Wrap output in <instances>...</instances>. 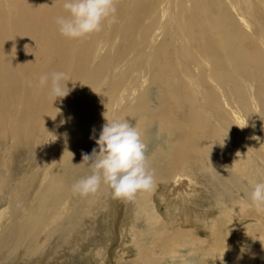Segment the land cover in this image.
<instances>
[{"label":"bare ground","instance_id":"bare-ground-1","mask_svg":"<svg viewBox=\"0 0 264 264\" xmlns=\"http://www.w3.org/2000/svg\"><path fill=\"white\" fill-rule=\"evenodd\" d=\"M116 7L101 31L70 40L56 23L62 0H0V264H60L90 243L94 224L85 218L99 216L112 190L81 197L72 184L90 171L81 154L98 150L104 113L137 126L155 177L153 191L113 198L114 225L122 204L149 217L143 203L157 209L162 199L179 221L176 229L170 215L146 222L152 252L189 246L197 255L213 245L217 264L253 262L240 248L259 241L264 253V209L250 199L264 182V0H116ZM55 71L67 74L71 91L53 101L39 78ZM209 194L216 217L192 207ZM148 251L137 246L138 263Z\"/></svg>","mask_w":264,"mask_h":264},{"label":"clouds","instance_id":"clouds-1","mask_svg":"<svg viewBox=\"0 0 264 264\" xmlns=\"http://www.w3.org/2000/svg\"><path fill=\"white\" fill-rule=\"evenodd\" d=\"M62 8L65 14L58 16L56 23L60 34L70 40L98 33L105 23L115 20L117 11L116 0H62ZM69 81L67 74L61 71L39 78L40 85L48 88L53 101L69 95ZM104 119L98 138L92 137L98 150L93 148L91 153L81 154L79 165L87 162L90 171L72 184L73 194L88 197L107 186L114 199L134 200L139 193L153 191L154 170L150 167L140 130L119 115L107 118L104 113ZM250 199L258 210L264 209V182L254 184ZM245 251L242 247L241 252Z\"/></svg>","mask_w":264,"mask_h":264},{"label":"rangeland","instance_id":"rangeland-1","mask_svg":"<svg viewBox=\"0 0 264 264\" xmlns=\"http://www.w3.org/2000/svg\"><path fill=\"white\" fill-rule=\"evenodd\" d=\"M141 135H143V134L141 133ZM203 171H205V173L209 174L210 170L208 168V169H204ZM198 177H200V179H201L200 182L203 183V185H201V184H199V185L197 184V185L203 186L205 188L204 189L205 191H207V190L209 191L210 188H206L207 185H205V183H204L205 181L203 180V177L201 175H198ZM195 184H194V182H191V183H187V186H188V188L189 187L193 188L195 186ZM191 185H194V186H191ZM205 191H203V193H205ZM163 192H164V190H163ZM108 195H109V202H108L106 207H103V209L99 210V213H98L99 216L97 215L95 217V219L92 218L93 217L92 215L85 218L86 222L91 221L92 224L95 225V226L93 225V230H92V233H91V236L89 239V240H91L90 243L83 244L72 256H66L63 260H61L60 264H139L140 262H141L140 264H143L144 262H146V264H217L219 262L220 254L217 253V251H216L217 248H215L213 245H208L207 247L205 246L206 249L205 248L203 249V250H205V251H203L204 253L199 252L197 255H194V253H192L193 249L189 246H187L185 248L174 249V251H176V252H166L164 254H161V253L156 252V251L152 252L153 243L151 242L152 240H151L150 236H148L149 232L145 227L147 225L146 222L149 221V223H151V224H156L158 221L156 219V217L158 218V217H162L161 215H170V217L167 220L170 221V223L172 224L174 229H176L177 224H178L177 222L179 221V218L175 216L176 215L175 211L169 210L168 207L166 205H164L163 201H161L162 199H159L158 201H154V202H156L155 204L158 207L157 208L158 210L156 209V207L153 208L150 204L148 205L147 204L148 202L146 204L143 203L144 206L142 208L146 207V210H147L146 214L150 215L149 216L150 218H149V217H147V216L145 217L144 215H141V214L136 216L135 212H134L136 209L135 210L132 209V211H131V208L129 207L130 202H129V204L128 203L122 204V208L124 210L121 209L119 212V215L124 216L126 221L119 219V215L117 217V220L121 221L120 222L121 225L123 224L122 225L123 226L122 227L123 232L128 229V231H127L128 236H126L125 234H123L122 231H118L120 224L118 225V227L114 225V221H113V218H111V216L113 214H117L118 210L117 211H115V209L113 210L114 199H113V196H111L112 191H110ZM211 197L212 196L209 194L208 198L203 197L202 198L203 200H201V201H199V200L195 201L194 200L193 205H195V206H192V207H194V209L198 208L197 210H199L201 208L208 209V210H216L215 213L212 214L213 216L216 217V214L220 210H219V208H217L218 206L216 205V201L213 204L210 203L212 201H210V202L208 201L209 198H211ZM188 199H190V198H188ZM189 202H192V200H189L188 202L185 201L186 204ZM4 204H5L4 200L0 199V208H1L0 213L2 212V210L5 209ZM215 206H217V207H215ZM127 210H128V212H127ZM123 211L124 212L126 211V212L124 213ZM155 213H157L158 215L156 216ZM168 213H170V214H168ZM199 214L200 213H198V215ZM144 217H145V219H144ZM207 218L210 219L211 218L210 215ZM5 221L3 224H5ZM111 221H112V223H111ZM122 222H124V223H122ZM125 223H127V225ZM161 223H165V221L161 222ZM249 224H250L249 221L241 222L239 227H237L238 231L240 232L241 231L240 229L245 230ZM175 225H176V227H175ZM165 226H166V224H165ZM106 227L108 228L107 230H106ZM189 228H191V227H189ZM159 229H160V227H158V230ZM129 231H130V233H129ZM169 231H173V230H169ZM247 231L248 230H246V232ZM174 232L175 231H173L172 235L174 234ZM188 232H189V234H191L192 229L189 230ZM196 232L199 234V237L202 240H205V242H208L212 238L211 236H209L212 233V231L207 232V233L204 232L203 234H202V232H199V231H196ZM138 234L140 236H144L143 239H138L136 237V236H139ZM132 237L135 240L132 239ZM259 244H260V242L256 241L255 244H253V246L249 248V250L246 249L247 251H245L246 252L245 255H248L249 258L253 259V262L248 263V264H259L260 261L264 260V256L260 257V254L263 253V252H261L263 250V248L260 247ZM95 245L97 246V250L95 248ZM232 245L234 246V244H232ZM232 245H228L227 248L225 247V249L229 250L230 247L231 248L233 247ZM137 246H139L141 248H148V250H149L148 252L150 253V256L148 255V257H144L145 254L141 252V254H144V256H143V261H142V259H140L141 261H139V263H138V259L141 256H138V252H136ZM207 249H208V251H206ZM210 249L213 251H211ZM256 250H257V252L259 251V253H255ZM254 255H256V256H254ZM213 256L214 257L216 256V257L213 258ZM218 256H219V258H218ZM144 258H146V259H144ZM255 260H257V261H255ZM224 261L225 262H223V264H232L230 257H226V259ZM242 264H247V263L242 262Z\"/></svg>","mask_w":264,"mask_h":264}]
</instances>
